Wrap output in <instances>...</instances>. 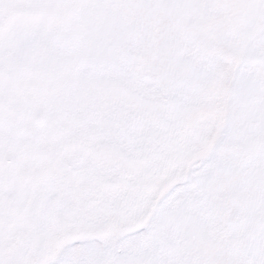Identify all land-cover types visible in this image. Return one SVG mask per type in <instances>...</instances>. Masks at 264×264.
Instances as JSON below:
<instances>
[{"label":"snow or ice","instance_id":"6c2138e0","mask_svg":"<svg viewBox=\"0 0 264 264\" xmlns=\"http://www.w3.org/2000/svg\"><path fill=\"white\" fill-rule=\"evenodd\" d=\"M0 264H264V0H0Z\"/></svg>","mask_w":264,"mask_h":264}]
</instances>
